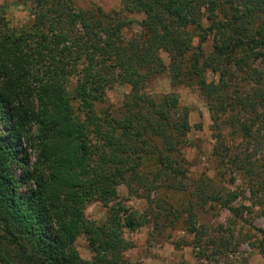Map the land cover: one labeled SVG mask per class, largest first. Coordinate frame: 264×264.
Instances as JSON below:
<instances>
[{
    "label": "trees",
    "instance_id": "trees-1",
    "mask_svg": "<svg viewBox=\"0 0 264 264\" xmlns=\"http://www.w3.org/2000/svg\"><path fill=\"white\" fill-rule=\"evenodd\" d=\"M16 3L27 6L32 23L28 31L12 28L7 6H0V264H136L126 257L135 245L124 229L136 230L146 215L110 203L121 199L122 184L155 202L150 194L158 180L169 171L184 173L166 164L168 154L152 180L140 170L144 156L158 153L157 138L164 155L177 151L191 128L176 93L157 100L147 88L167 73L172 83L196 82L214 101L245 67L243 80L263 84L264 74L249 60H264L257 52L264 48V0H121L112 12L82 9L76 0ZM129 14L142 15L141 32L130 37L126 31L137 20ZM211 36L214 50L206 55ZM210 70L220 72L219 84L209 82ZM115 83L129 84L130 100L100 118L96 104ZM240 94L223 93L220 109L252 112L264 131L263 89ZM28 151L36 156L32 163ZM93 200L110 209L103 223L86 216ZM82 235L91 260L75 246Z\"/></svg>",
    "mask_w": 264,
    "mask_h": 264
},
{
    "label": "rangeland",
    "instance_id": "rangeland-1",
    "mask_svg": "<svg viewBox=\"0 0 264 264\" xmlns=\"http://www.w3.org/2000/svg\"><path fill=\"white\" fill-rule=\"evenodd\" d=\"M17 1L0 0V6H7L12 28L28 31L32 23L29 10ZM222 1L230 3V0ZM76 3L82 9L101 7L105 12L120 11L122 7L121 0H76ZM129 17L137 20L126 31L130 37L141 32L139 22L142 15L129 14ZM213 50L211 36L203 44V51L210 55ZM259 51L264 52V48L259 47ZM162 58L165 64L170 62L167 53L163 52ZM249 63L264 74V60L255 61L251 57ZM245 70L247 72H240L236 78L229 79V93H215L214 101L203 94L196 82L172 83L167 73L160 74L147 88V92L157 100L165 94L176 93L180 111L188 110L191 128L179 142L177 151L164 155L160 152L161 140L157 138L154 144L159 149L158 153L154 152L148 161L144 156V166L140 170L149 174L148 178L152 180V174L165 169L160 161H166L164 157L168 154L170 157L166 164L184 173L178 176L172 171L165 173L157 182L159 189L150 194L155 202H147L146 195L149 193L144 190H141V195L132 196L129 188L122 184L118 188L121 199L110 203L112 206L120 202L126 208L135 210L139 216L146 215L140 217L145 224L136 230L124 229L125 239L135 245L126 253L132 262L264 264V233L261 232L264 231V131L259 120L254 122L256 114L220 109L222 104H226L221 100L223 93L226 98L229 95L233 98L236 89L244 97L246 95L243 94L253 88L260 87L264 91V83L257 84L252 78L243 80L249 73L247 67ZM208 79L219 84L221 74L210 70ZM76 81L72 76L70 86L77 85ZM130 93L129 84L115 83L108 88L104 100L96 104L99 117L105 118L108 113H113L114 108H122L130 100ZM74 105L78 109L77 100H74ZM245 125L250 127V137H244ZM147 149L152 152L149 144ZM28 154L29 161L34 162V152L28 151ZM15 171L19 175L22 167L17 166ZM24 189L30 190L31 187ZM109 212V207L98 200L90 202L85 210L87 218L98 223L105 222ZM189 221L194 223L195 231L191 230ZM75 246L84 259L93 258L94 253L86 236H80Z\"/></svg>",
    "mask_w": 264,
    "mask_h": 264
}]
</instances>
